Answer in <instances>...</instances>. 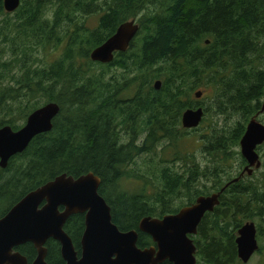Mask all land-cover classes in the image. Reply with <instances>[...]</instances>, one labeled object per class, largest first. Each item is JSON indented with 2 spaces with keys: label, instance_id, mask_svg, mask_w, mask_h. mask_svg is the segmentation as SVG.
Masks as SVG:
<instances>
[{
  "label": "trees",
  "instance_id": "16d2710c",
  "mask_svg": "<svg viewBox=\"0 0 264 264\" xmlns=\"http://www.w3.org/2000/svg\"><path fill=\"white\" fill-rule=\"evenodd\" d=\"M0 16V128L17 131L41 106L60 107L52 130L0 168V216L60 175L92 172L113 223L138 231L146 248L154 243L138 230L142 218L176 214L241 175L240 140L264 100V0H21L13 13L0 0ZM133 19L128 50L93 62ZM202 89L206 100L195 97ZM199 107L200 126L184 129L182 114ZM252 176L231 183L190 236L197 264H243L239 229L264 223V172ZM64 230L80 255L85 216ZM46 248L48 264H66L57 241ZM16 250L29 264L37 256L31 243Z\"/></svg>",
  "mask_w": 264,
  "mask_h": 264
},
{
  "label": "water",
  "instance_id": "95a60500",
  "mask_svg": "<svg viewBox=\"0 0 264 264\" xmlns=\"http://www.w3.org/2000/svg\"><path fill=\"white\" fill-rule=\"evenodd\" d=\"M3 5L6 12L13 13L20 7L21 0H3ZM139 28L136 19L121 24L106 42L91 52V60L111 63L116 53L128 50ZM154 87L159 90L161 81H156ZM202 95V91L195 93L196 99ZM59 112V105L50 102L32 112L21 129L1 127L0 168L5 169L10 159L23 153L36 136L50 132ZM204 114L202 107L187 109L182 114V127L198 128ZM263 114L264 100L240 140V152L247 165L239 177L219 192L200 196L193 205L181 208L176 214L140 220L138 230L151 237L153 246L140 248L138 231L123 232L113 223L111 208L99 194L101 180L98 176L92 172L77 178L63 174L28 193L0 217V264H28L27 259L15 251L28 243L37 252L31 264H48L46 244L51 239L60 244L61 257L66 264H163L166 261L197 264V249L190 236L197 235L203 217L220 204L221 194L231 183L238 182L244 175L252 176L262 166L257 148L264 144V123L259 120ZM78 214L85 216L80 255L64 230L67 220ZM236 245L239 259L247 264L259 250L254 222H247L239 229Z\"/></svg>",
  "mask_w": 264,
  "mask_h": 264
},
{
  "label": "rangeland",
  "instance_id": "374dc122",
  "mask_svg": "<svg viewBox=\"0 0 264 264\" xmlns=\"http://www.w3.org/2000/svg\"><path fill=\"white\" fill-rule=\"evenodd\" d=\"M0 19H1V16H0ZM200 91L203 92L202 98L205 99V100H206L207 96L211 95L210 91H206V90H203V89L200 90ZM259 120L264 123V114L259 117ZM229 123L232 124V122H229ZM263 151H264V147H263V150L258 152L259 155H260L261 161H262V166H261L260 169L255 170L253 172V176L252 177L260 178L262 176V173L264 172V158H263V155H262ZM198 158H199V160L205 161V159L203 157H201V155L198 156ZM250 222H253V221H250ZM254 223H255V225L258 224V223H261L262 226H263V229H264V223H262L261 221H254ZM258 242H259V244H264V238H262V240L258 241ZM247 264H264V250H263L262 253H255Z\"/></svg>",
  "mask_w": 264,
  "mask_h": 264
},
{
  "label": "flooded vegetation",
  "instance_id": "af4514ba",
  "mask_svg": "<svg viewBox=\"0 0 264 264\" xmlns=\"http://www.w3.org/2000/svg\"><path fill=\"white\" fill-rule=\"evenodd\" d=\"M246 166V165H245ZM244 177V176H243ZM0 217H3V216H0ZM15 251L16 252H19V251H17L16 249H15ZM80 253H81V251H80ZM23 256V255H22ZM25 257V256H24ZM26 258V257H25ZM27 259V258H26ZM27 263L29 264V262H28V259H27Z\"/></svg>",
  "mask_w": 264,
  "mask_h": 264
}]
</instances>
